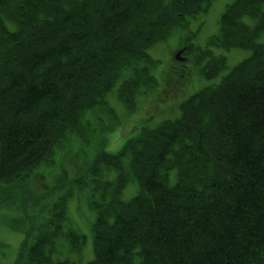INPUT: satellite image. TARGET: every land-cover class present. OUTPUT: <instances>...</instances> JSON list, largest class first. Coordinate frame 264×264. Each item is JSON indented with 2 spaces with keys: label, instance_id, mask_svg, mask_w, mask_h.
<instances>
[{
  "label": "trees",
  "instance_id": "16d2710c",
  "mask_svg": "<svg viewBox=\"0 0 264 264\" xmlns=\"http://www.w3.org/2000/svg\"><path fill=\"white\" fill-rule=\"evenodd\" d=\"M213 1L0 0V37L11 40L0 49V207L25 236L16 264H78L53 258L62 239L79 253L87 242L68 219L73 190L56 184L65 176L43 192L32 178L55 172L56 149L72 136L86 141L85 111L111 112L105 97L126 69L118 95L133 110L156 83L150 48ZM37 4L53 16L35 17ZM41 22L49 28L28 32ZM212 46L251 54L183 101L180 117L142 127L119 154H98L91 178L73 180L96 211L87 264H264V0L227 5L218 33L196 52L207 79L227 67ZM191 75L185 64L179 84ZM102 166L117 178H103ZM130 177L138 189L126 201ZM54 187L58 198L46 204Z\"/></svg>",
  "mask_w": 264,
  "mask_h": 264
},
{
  "label": "rangeland",
  "instance_id": "374dc122",
  "mask_svg": "<svg viewBox=\"0 0 264 264\" xmlns=\"http://www.w3.org/2000/svg\"><path fill=\"white\" fill-rule=\"evenodd\" d=\"M233 1L235 0H214L207 12L189 17L187 27L177 28L166 40L150 48L148 53L156 61L150 71L154 73L157 82L138 96L136 109L130 111L119 100L116 86L107 95L108 104L114 113L97 112L91 119L89 113L92 111H87L85 115H88L83 119L87 132L86 141L83 142L74 137L67 149H56L53 166L55 172L47 173L39 178H32V185L43 192L46 190V185L54 183L57 177L65 176L63 179H58L56 184L59 185V181H61V191L68 189L69 192L72 190L74 192L68 202V219L79 232L87 236V242L81 253L72 251L67 239H62L63 247L58 248L54 253L55 259L70 258L78 261V264H87L93 258L91 226L96 218V211L88 206L85 194L74 185L73 180L78 175L92 177L90 166L95 156L100 151L119 154L126 141L143 126L154 127L164 119L179 117L183 101L202 88L219 83L235 65L251 54V50H225L218 46H212L216 54L227 57V67L211 79H207L201 74V68L206 61L196 60V52H199L200 48L206 47L211 38L218 33L221 16L227 5ZM191 44L196 46L197 50H192L188 56H185L187 58L185 64L192 71V75L184 83L181 82L179 88L174 91V86L171 84L172 76L180 72L185 65L176 57L175 50ZM127 70H123L120 81L129 75ZM129 160L128 156L123 157L125 165L129 164ZM117 176L116 169L104 168L103 178L115 180ZM175 182V177H172L169 183L174 185ZM90 188L88 186L85 190L90 191ZM53 189L55 192L46 204H53V201L58 198L57 188ZM137 189V180L130 177L123 190L122 199L129 201L135 196ZM12 216L8 208L0 207V264H16L14 258H17L25 238L21 229L15 228L11 224ZM30 241L29 239L28 243H31Z\"/></svg>",
  "mask_w": 264,
  "mask_h": 264
},
{
  "label": "bare ground",
  "instance_id": "6f19581e",
  "mask_svg": "<svg viewBox=\"0 0 264 264\" xmlns=\"http://www.w3.org/2000/svg\"><path fill=\"white\" fill-rule=\"evenodd\" d=\"M36 12V16H38V14H45L47 13L48 11H50V8L49 7H44V6H41L39 4L35 5L34 8H33ZM49 13V12H48ZM52 13V12H51ZM50 14V13H49ZM52 15V14H50ZM53 16V15H52ZM33 17V18H35ZM32 18V21H34L35 19ZM31 27L28 32L30 31H35V32H38V30H44L46 28H49V24L48 23H45V22H41V23H30ZM11 44V40L9 38H7L6 36H2L0 37V49L1 50H5L6 47L10 46ZM15 49L16 48H19L22 47V44L21 43H16L14 46H13ZM194 115L192 114V117ZM196 118V116H194Z\"/></svg>",
  "mask_w": 264,
  "mask_h": 264
}]
</instances>
